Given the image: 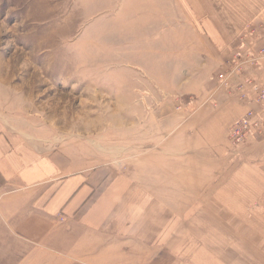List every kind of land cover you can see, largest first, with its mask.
<instances>
[{
	"label": "crops",
	"instance_id": "1",
	"mask_svg": "<svg viewBox=\"0 0 264 264\" xmlns=\"http://www.w3.org/2000/svg\"><path fill=\"white\" fill-rule=\"evenodd\" d=\"M80 2L99 6L101 21L111 13L107 21L118 35L125 33L128 48H149L165 58L158 59V90L166 97H201L191 105L195 129L206 136L199 135V147L213 149L211 158L227 166L200 182L192 176L184 182L176 166L181 160L167 172L164 157L158 171L136 178L80 147L37 151L0 115V228L35 244L60 229L77 228L99 240L97 258L106 236L110 260L127 264H264V137L247 140L236 152L238 160H230L229 128L248 105L224 91L215 94L220 108L206 104L215 90L216 54L227 53L251 23L264 21V0ZM256 73L264 80V70ZM148 87L151 100L156 90Z\"/></svg>",
	"mask_w": 264,
	"mask_h": 264
},
{
	"label": "rangeland",
	"instance_id": "2",
	"mask_svg": "<svg viewBox=\"0 0 264 264\" xmlns=\"http://www.w3.org/2000/svg\"><path fill=\"white\" fill-rule=\"evenodd\" d=\"M98 12L94 2L80 0H0V115L8 129L20 133L37 151L73 152L77 150L72 147H80L98 154V162L113 161L120 172L136 178L158 171L164 157L170 163L167 172H174L176 160H181L176 166L182 169L184 182L191 176L200 182L223 171L227 165L211 158L213 149L199 147L200 137L206 136L195 129L191 105L201 97L191 93L166 97L158 90V59L165 58L149 48H128L125 33L118 35L107 21L111 13L101 21ZM263 26L264 21L251 23L227 53L216 54L220 66L211 71L222 70L234 52L241 53L245 67L241 76L230 75L232 84L260 70L248 55L264 44ZM251 30L257 33L252 36ZM261 62L264 70V59ZM150 83L156 95L146 100ZM215 102L205 103L216 110L220 103ZM263 137L249 136L232 145L228 133L226 142L234 153L227 156L238 160L239 147L250 138ZM135 189L141 188L135 185ZM51 237L35 244L12 238L0 228V264H127L110 260L106 236L98 258L99 240L94 235L70 228Z\"/></svg>",
	"mask_w": 264,
	"mask_h": 264
},
{
	"label": "built area",
	"instance_id": "3",
	"mask_svg": "<svg viewBox=\"0 0 264 264\" xmlns=\"http://www.w3.org/2000/svg\"><path fill=\"white\" fill-rule=\"evenodd\" d=\"M248 32V31H247ZM257 30L250 31L254 36ZM252 51V49H248ZM248 55L249 59L255 61L254 68H262V59H264V44L257 50V52ZM241 53L234 52L232 57L228 59L227 63H224V68L220 70L213 81L215 84L214 93L208 98L211 103L216 104L215 94L221 90L227 92L232 99H235L240 104L248 105L245 113L234 120L229 128V138L232 145H239L245 142L249 136L264 134V116L261 115V111H264V86L260 82V76L254 72L244 77L239 78L235 84L230 82V75L232 73L239 74L241 76L242 61L240 60ZM252 57V58H250Z\"/></svg>",
	"mask_w": 264,
	"mask_h": 264
}]
</instances>
